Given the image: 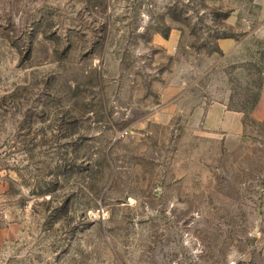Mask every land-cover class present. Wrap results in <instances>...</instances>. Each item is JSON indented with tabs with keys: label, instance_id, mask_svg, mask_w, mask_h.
<instances>
[{
	"label": "rangeland",
	"instance_id": "1",
	"mask_svg": "<svg viewBox=\"0 0 264 264\" xmlns=\"http://www.w3.org/2000/svg\"><path fill=\"white\" fill-rule=\"evenodd\" d=\"M258 8L0 0V264H264ZM225 99L231 150L192 116Z\"/></svg>",
	"mask_w": 264,
	"mask_h": 264
},
{
	"label": "crops",
	"instance_id": "2",
	"mask_svg": "<svg viewBox=\"0 0 264 264\" xmlns=\"http://www.w3.org/2000/svg\"><path fill=\"white\" fill-rule=\"evenodd\" d=\"M259 10V38L261 49L264 50V0H255ZM221 50L228 56H233L239 46H235L230 39H223L220 43ZM192 116L201 124L205 135L219 139L222 144L233 149L242 142L246 130L244 113L240 110L228 108V100L212 102L196 106L193 109ZM248 119L256 124H264V68L262 80L258 92V99L255 106L251 109ZM5 232H1V234Z\"/></svg>",
	"mask_w": 264,
	"mask_h": 264
},
{
	"label": "trees",
	"instance_id": "3",
	"mask_svg": "<svg viewBox=\"0 0 264 264\" xmlns=\"http://www.w3.org/2000/svg\"><path fill=\"white\" fill-rule=\"evenodd\" d=\"M257 99H258V96H257V98H256V101H257ZM256 101L254 102L252 108L255 106ZM252 108H251V109H252ZM236 110H237V109H236Z\"/></svg>",
	"mask_w": 264,
	"mask_h": 264
},
{
	"label": "built area",
	"instance_id": "4",
	"mask_svg": "<svg viewBox=\"0 0 264 264\" xmlns=\"http://www.w3.org/2000/svg\"><path fill=\"white\" fill-rule=\"evenodd\" d=\"M121 135H122V133H121Z\"/></svg>",
	"mask_w": 264,
	"mask_h": 264
}]
</instances>
